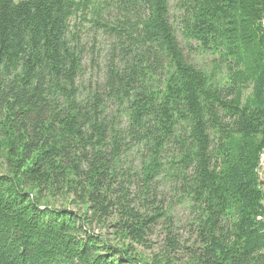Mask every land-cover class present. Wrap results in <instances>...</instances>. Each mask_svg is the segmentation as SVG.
Returning <instances> with one entry per match:
<instances>
[{
  "label": "trees",
  "instance_id": "obj_1",
  "mask_svg": "<svg viewBox=\"0 0 264 264\" xmlns=\"http://www.w3.org/2000/svg\"><path fill=\"white\" fill-rule=\"evenodd\" d=\"M263 153L264 0H0V264H264Z\"/></svg>",
  "mask_w": 264,
  "mask_h": 264
},
{
  "label": "rangeland",
  "instance_id": "obj_2",
  "mask_svg": "<svg viewBox=\"0 0 264 264\" xmlns=\"http://www.w3.org/2000/svg\"><path fill=\"white\" fill-rule=\"evenodd\" d=\"M18 1H22V0H13V2H18ZM77 22V20H76ZM194 62L196 63L197 66L200 67H204L206 69H210V67L213 65V57L210 55H200L196 53V56L194 57ZM259 166L257 168V173L259 176V179L261 180V182L264 183V153L261 154V157L259 158ZM174 215L175 218L178 219L180 222L176 223V227L178 228V233L182 236H185V229H183L184 225H185V220H186V212L180 208H176V210L174 211ZM96 233H100V234H105V231H97V229L95 230ZM108 240H110L109 238H111L109 235L107 236ZM162 236L159 238H152L153 241L157 242L155 244V246L153 247L152 251H143L142 253L145 255V257H150L152 256L157 248H158V242H160ZM150 252V253H149ZM147 257V258H148Z\"/></svg>",
  "mask_w": 264,
  "mask_h": 264
},
{
  "label": "built area",
  "instance_id": "obj_3",
  "mask_svg": "<svg viewBox=\"0 0 264 264\" xmlns=\"http://www.w3.org/2000/svg\"><path fill=\"white\" fill-rule=\"evenodd\" d=\"M261 157V156H260Z\"/></svg>",
  "mask_w": 264,
  "mask_h": 264
}]
</instances>
